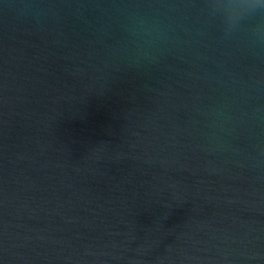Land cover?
<instances>
[{
    "label": "water",
    "instance_id": "95a60500",
    "mask_svg": "<svg viewBox=\"0 0 264 264\" xmlns=\"http://www.w3.org/2000/svg\"><path fill=\"white\" fill-rule=\"evenodd\" d=\"M257 25L0 0V264H264Z\"/></svg>",
    "mask_w": 264,
    "mask_h": 264
},
{
    "label": "clouds",
    "instance_id": "9594fccd",
    "mask_svg": "<svg viewBox=\"0 0 264 264\" xmlns=\"http://www.w3.org/2000/svg\"><path fill=\"white\" fill-rule=\"evenodd\" d=\"M213 9H222L225 20V32L230 33L246 16L264 12V0H209ZM254 35H264V27L257 25Z\"/></svg>",
    "mask_w": 264,
    "mask_h": 264
}]
</instances>
